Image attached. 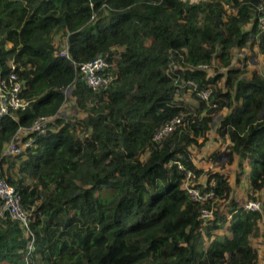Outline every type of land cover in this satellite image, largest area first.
<instances>
[{"label": "trees", "instance_id": "16d2710c", "mask_svg": "<svg viewBox=\"0 0 264 264\" xmlns=\"http://www.w3.org/2000/svg\"><path fill=\"white\" fill-rule=\"evenodd\" d=\"M260 4L0 0V71L16 76L28 102L0 120V177L35 214L30 234L0 214V264H257L249 236L260 214L235 208L230 236L214 235L222 220L202 229L213 218L199 215L213 202L190 200L184 179L200 175L189 149L201 148L214 130L230 143L228 164L235 155L247 161L248 199L264 190V74L232 64L234 50L255 47L264 61ZM65 42L69 59L57 56ZM96 56L108 60L113 77L98 92L78 71ZM204 89L208 102L196 96ZM67 93L83 113L74 125L56 117ZM185 94L198 105L184 102ZM39 116L53 119L49 132L34 136L25 154L4 157L18 129ZM174 118L181 121L172 132L153 141ZM208 175L204 187L198 179L193 187L235 207L227 179Z\"/></svg>", "mask_w": 264, "mask_h": 264}, {"label": "built area", "instance_id": "2783aa9c", "mask_svg": "<svg viewBox=\"0 0 264 264\" xmlns=\"http://www.w3.org/2000/svg\"><path fill=\"white\" fill-rule=\"evenodd\" d=\"M257 10L258 28L264 31V4H260ZM63 45L64 46L57 52V56L59 58L69 59L66 42ZM11 68L13 69V67ZM110 69L111 64L103 56H96L92 60L78 65L81 81L89 90L94 92L107 89L113 79ZM21 91L22 83L17 81L13 73L4 77L0 71V120L6 115L13 114L16 111H22L27 107L28 102L21 98ZM196 96L208 102L210 91L206 89L199 90L196 92ZM51 121L52 119L49 117L39 116L33 120L30 127L19 128L11 141L4 146L2 155L4 157H15L25 154L28 149L34 147V136H45L49 132V124ZM180 121V118L172 119L154 134L153 141L160 142L166 135L172 132ZM194 176L191 175V172H186L184 179V186L187 188L189 199L201 205L213 202L210 208L200 209V219L205 222L213 218V205L217 201V198H214V192L211 190L204 191L203 189L199 190V188L193 187L192 184L196 179L193 180V183L188 180ZM204 185H206V183H204L202 187H204ZM210 186L213 187L214 182H211ZM241 208L244 211L257 212L260 214L258 225L262 230L260 233L264 235V215L261 212V205L258 201L249 200L245 202ZM3 213H7L10 219L16 221L20 228L23 229V232L30 234L29 216L23 209L19 196L14 188L0 177V214Z\"/></svg>", "mask_w": 264, "mask_h": 264}, {"label": "rangeland", "instance_id": "374dc122", "mask_svg": "<svg viewBox=\"0 0 264 264\" xmlns=\"http://www.w3.org/2000/svg\"><path fill=\"white\" fill-rule=\"evenodd\" d=\"M63 46L64 45L62 43L61 46L58 47V50H60V48H62ZM240 55H241V51L234 50L233 54H232V57H233L234 61H236L238 58H240ZM247 55L249 56L248 58H249V60H251L252 64L253 63L255 64V62H257V57H253V55H251L250 52L247 53ZM212 66H213V68H217V67H215V66H217V64H213ZM208 72L211 75L214 74L212 68H209ZM219 72H223V70L221 68H217L216 73H219ZM66 96H67L66 102L60 108L61 109L60 110L61 114L59 116L64 118V119H66V120H71L72 121V125H74V120H77V119L81 118L83 116V113L75 110L73 99L71 97H69L68 93L66 94ZM182 99H183L184 102L190 104L193 107H196L198 105V103L196 101L190 99V95L189 94H185L182 97ZM52 122H53V119H52ZM52 122H50V124ZM214 140H216V139H214ZM210 144H213V141H208L207 142L208 146ZM207 145L205 144L202 148H193L192 147V148L189 149L190 154L193 152L194 156L197 157V159H195V163H194V159H192V163H194L200 169L199 170L200 171V175L196 178L194 176V174L191 172V175H193L194 177L190 178L188 181L193 183V180L198 179V183L204 184L206 182V179H208V176H209L208 174H211L212 172L213 173L217 172V173L221 174L222 176H224L225 178L230 177V182H231V185H232L233 190H234L236 188V186L234 184V182H235V175H234L235 169H233V165H229L226 162L227 156L224 153H221L219 155V158L215 159V160L213 159V162H212L211 156L209 157V154H208V151H210V148H208ZM204 147H207L208 151L203 150ZM199 149H201V151H199ZM203 151H204V153H203ZM201 153H203L202 157L200 156ZM15 159L16 158L13 159V162H14ZM15 164H18L17 160H15ZM101 194L103 195L104 192L102 191ZM235 195H236V191L234 192L232 197L235 198ZM261 197H262V195H260V198ZM244 199H246V197ZM249 200H251V199L247 198V200L244 201L241 204L240 207H242V205L245 202H248ZM255 201H258V203L261 205V212L264 215L262 202L259 201V200H255ZM221 204H222V202H220L219 200H218V202L217 201L215 202V204L213 205L214 206V212H215L213 220L210 223V225L209 224L204 225L202 227V229H204V228H212V223L214 221L217 222V221L222 220V222H220L219 224L215 225L216 227H218V229H213L212 230V234H214L215 231H218V232L221 231V232H224V234H227L228 236H230V234L228 232L229 227H226V224H227V221H228L227 216L231 215L232 213L230 211H228L226 209V207H223V205H221ZM27 214L29 216L30 222H31V220H35L34 219L35 214H34L33 211H28ZM223 218H224L225 221L223 220ZM252 231H253V235L249 236V238H250L249 239L250 240L249 241L250 242V247H252V249L256 251L257 258H259L260 261H261L260 264H262V263L264 264V235L260 234V232L262 230L259 228L258 222L256 223V221H255V228H253ZM254 236H256V237H254ZM27 237L29 238V240L27 241V246H26L27 250H26L25 256H24V261L25 262H27V258L32 254V252L34 250L33 235L32 234L31 235H27ZM208 244H209V241L204 244V248ZM3 264H7V261H4Z\"/></svg>", "mask_w": 264, "mask_h": 264}, {"label": "crops", "instance_id": "0c3cea01", "mask_svg": "<svg viewBox=\"0 0 264 264\" xmlns=\"http://www.w3.org/2000/svg\"><path fill=\"white\" fill-rule=\"evenodd\" d=\"M245 29L247 30L248 27L246 26ZM57 41H58V39L55 40V42H57ZM59 45H60V43H59ZM249 52L251 53V50L247 49V48L241 50L240 58H238L236 61H234V59H232L233 66L235 68H239V69L244 68L249 73L252 70L256 69L259 73L264 74L263 57L260 54H258L257 48L256 47L253 48L252 53H251V55H253V57H257V62H255V64L254 63L252 64L251 60H249V58H248L249 56L247 55V53H249ZM60 110H59L58 115L56 117H60L59 116L61 114ZM206 136H207V141L204 143V145L205 144L207 145L208 141H213V144H210L209 146L207 145V147L210 148V151L207 150V147H204L203 150L208 151L209 157L211 156L212 162H213V159L215 160L216 159L215 157L219 156L221 153H224L226 155L227 148L230 146V143L228 140L220 139L218 137V135L214 132V130H211L210 132H208ZM214 139H216V140H214ZM201 140L202 139H198V142H201ZM199 151H201V149H199ZM203 153H204V151H203ZM203 153H201V155H200L201 157L203 156L202 155ZM191 154H190L191 160L194 159V163H195V159H197V157L194 156L193 152ZM194 163H193L194 167L197 170H200ZM229 165H233V169H235V172H234L235 178H236V176L239 178V183L234 182V184L236 186V188L234 190H233V187H232L231 182H230V177L226 178L228 183H229L230 188L232 187L231 188V194H230L231 197L234 194V192L236 191L235 198L232 197V200H234L236 206L229 208L228 206H232V205H230L227 202L224 203L223 201H221L222 202L221 205H223V207H226V209L231 212V210L240 207L241 204L247 200L248 195L252 194V193L250 192L249 187H248V180H247L248 179V164H247V161H245L243 158L235 155L233 157V161ZM214 173H217V172H214ZM260 195H262L261 198H260ZM253 196L256 198L255 200L261 201L262 205L264 206V190L260 191L259 193H254ZM245 197H246V199H244ZM227 219L228 220L230 219V215L227 216ZM228 226L229 225L226 224V227H228ZM219 234H222L223 236H228L227 234H224V232H221V231L216 232L214 235H219ZM254 237H256V236H254ZM212 238H213V236H212ZM257 260H258L257 264H260V262H261L260 259L258 258Z\"/></svg>", "mask_w": 264, "mask_h": 264}]
</instances>
